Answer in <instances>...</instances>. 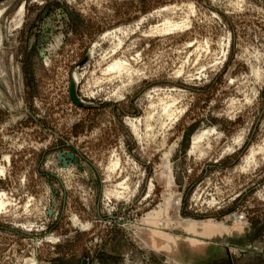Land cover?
I'll use <instances>...</instances> for the list:
<instances>
[{"label":"rangeland","instance_id":"rangeland-1","mask_svg":"<svg viewBox=\"0 0 264 264\" xmlns=\"http://www.w3.org/2000/svg\"><path fill=\"white\" fill-rule=\"evenodd\" d=\"M0 6V264H264V0Z\"/></svg>","mask_w":264,"mask_h":264},{"label":"bare ground","instance_id":"bare-ground-1","mask_svg":"<svg viewBox=\"0 0 264 264\" xmlns=\"http://www.w3.org/2000/svg\"><path fill=\"white\" fill-rule=\"evenodd\" d=\"M6 8H7V6H0V17L4 14L3 12L6 10ZM121 68L122 67L119 66L118 64H113V65L110 66L109 71H113V70L119 71V70H121ZM204 135H205V133H202L199 136L195 137L194 142L192 144V148H193V146H195V148H196V145L200 143V141H201V139L203 138ZM2 172L3 171H1V173ZM3 197H4V195L0 194V210L4 209L5 206H6V202H4L2 200Z\"/></svg>","mask_w":264,"mask_h":264},{"label":"water","instance_id":"water-1","mask_svg":"<svg viewBox=\"0 0 264 264\" xmlns=\"http://www.w3.org/2000/svg\"><path fill=\"white\" fill-rule=\"evenodd\" d=\"M74 87H73V89H72V91H71V96H72V98L74 99V101L75 102H78V98H76V96H75V94H74Z\"/></svg>","mask_w":264,"mask_h":264}]
</instances>
